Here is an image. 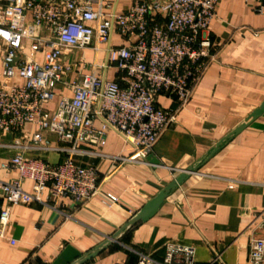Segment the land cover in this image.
I'll list each match as a JSON object with an SVG mask.
<instances>
[{
	"label": "crops",
	"instance_id": "1",
	"mask_svg": "<svg viewBox=\"0 0 264 264\" xmlns=\"http://www.w3.org/2000/svg\"><path fill=\"white\" fill-rule=\"evenodd\" d=\"M100 1L108 5L104 13L120 14L136 0ZM260 4L261 0H219L206 32L216 59L178 112L177 123L156 144L151 156L159 163L128 162L131 150L114 131L98 145L81 144L74 162L98 171L96 196L82 205L64 199L57 209L38 203L13 206L5 238L0 239V264H53L67 246L83 255L91 253L191 167L197 172L168 196L156 215L127 230L87 264H135L138 253L162 260L168 243L193 248V264H211L216 255L221 264H247L252 240L264 238V114L211 153L264 102V14L255 11ZM122 44L116 36L115 45ZM81 52L84 57L79 58ZM2 55L0 48V72ZM94 57L92 50H76L64 60L92 63ZM99 61H106L104 52ZM97 74L116 78L113 70ZM62 91L58 86L47 110L55 109ZM67 94L72 96L71 91ZM158 106L169 110L178 104L162 95ZM36 132L29 126L1 137L0 164L18 152L49 162L66 158L61 151L35 148L31 136ZM43 138L56 148L69 147L51 132H44ZM17 177L0 170L3 181ZM24 188L31 191L32 182L26 181ZM109 194L119 198L112 208L103 204ZM5 204L0 195V207Z\"/></svg>",
	"mask_w": 264,
	"mask_h": 264
},
{
	"label": "built area",
	"instance_id": "2",
	"mask_svg": "<svg viewBox=\"0 0 264 264\" xmlns=\"http://www.w3.org/2000/svg\"><path fill=\"white\" fill-rule=\"evenodd\" d=\"M218 2L136 0L123 13L106 14L108 5L100 0H0V138L35 126V148L66 153L63 161L49 162L18 152L0 164V170L18 175L12 182L0 179L6 202L0 207V239L13 206L38 203L57 209L64 199L82 205L96 196L98 171L74 162L81 144L98 145L114 131L131 150L128 162H148L216 59L206 32ZM255 11L264 14V0ZM116 36L122 45H115ZM76 50H92L94 61L68 59ZM101 52L105 62L99 61ZM110 70L116 74L113 80L97 74ZM60 85L63 91L49 111ZM162 95L174 98L178 107H159ZM44 132L69 147L52 146ZM26 181L32 182L31 191L25 190ZM118 201L109 194L103 204L112 208ZM194 257L193 248L168 243L162 260L138 253L135 264H193ZM211 264H221L220 256ZM247 264H264V238L252 240Z\"/></svg>",
	"mask_w": 264,
	"mask_h": 264
},
{
	"label": "water",
	"instance_id": "3",
	"mask_svg": "<svg viewBox=\"0 0 264 264\" xmlns=\"http://www.w3.org/2000/svg\"><path fill=\"white\" fill-rule=\"evenodd\" d=\"M264 114V102L260 108L256 109L248 118V120L241 125L239 128L234 130L229 136L223 141L217 144L213 149L211 156L215 154L221 147L222 143L229 140L232 136L241 133L250 122L258 119ZM148 161L153 164H158L157 160H154L152 156L149 157ZM196 168H189L183 170V172L175 180H173L165 189H163L155 198L149 201L123 228L116 232L113 236L109 237L105 242L95 248L94 251L87 255H83L71 246H67L59 257L54 261L53 264H87L104 250L109 248L113 243L117 242L118 239L129 229L135 227L139 223H145L149 221L156 213L160 210L162 205L168 196L180 185H182L190 176V174L196 173Z\"/></svg>",
	"mask_w": 264,
	"mask_h": 264
},
{
	"label": "rangeland",
	"instance_id": "4",
	"mask_svg": "<svg viewBox=\"0 0 264 264\" xmlns=\"http://www.w3.org/2000/svg\"><path fill=\"white\" fill-rule=\"evenodd\" d=\"M78 57L81 58V57H84L83 56V53L81 52L80 54H78ZM86 58V57H85Z\"/></svg>",
	"mask_w": 264,
	"mask_h": 264
}]
</instances>
